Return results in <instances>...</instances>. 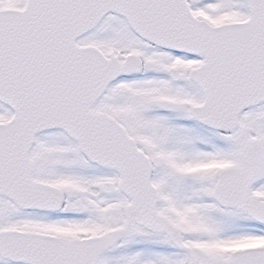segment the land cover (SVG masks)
Instances as JSON below:
<instances>
[{
    "label": "snow or ice",
    "instance_id": "obj_1",
    "mask_svg": "<svg viewBox=\"0 0 264 264\" xmlns=\"http://www.w3.org/2000/svg\"><path fill=\"white\" fill-rule=\"evenodd\" d=\"M0 264H264V0H0Z\"/></svg>",
    "mask_w": 264,
    "mask_h": 264
}]
</instances>
